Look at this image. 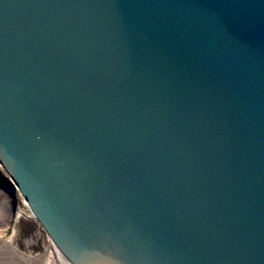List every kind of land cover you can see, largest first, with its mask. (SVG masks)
<instances>
[{
    "label": "water",
    "instance_id": "1",
    "mask_svg": "<svg viewBox=\"0 0 264 264\" xmlns=\"http://www.w3.org/2000/svg\"><path fill=\"white\" fill-rule=\"evenodd\" d=\"M0 163L74 264H264V0H0Z\"/></svg>",
    "mask_w": 264,
    "mask_h": 264
},
{
    "label": "rangeland",
    "instance_id": "2",
    "mask_svg": "<svg viewBox=\"0 0 264 264\" xmlns=\"http://www.w3.org/2000/svg\"><path fill=\"white\" fill-rule=\"evenodd\" d=\"M0 176L6 180L4 181L7 184L12 185L9 179L10 176L1 164ZM15 201L16 204H14ZM20 209L27 211L22 196L17 193V196L13 197L0 186V233L6 234L8 229L9 231L11 230L7 236H13V243L25 251L36 252L43 250L50 236L37 219L29 215V211L18 216ZM49 256L50 251L47 253V260L45 259L47 262L45 264H50L49 258L51 257Z\"/></svg>",
    "mask_w": 264,
    "mask_h": 264
},
{
    "label": "bare ground",
    "instance_id": "3",
    "mask_svg": "<svg viewBox=\"0 0 264 264\" xmlns=\"http://www.w3.org/2000/svg\"><path fill=\"white\" fill-rule=\"evenodd\" d=\"M14 187L17 190V193L22 196L23 202L25 206L27 207V211L24 210H19L18 211V216L21 214H24L25 212L29 211V215L32 214L31 209H29V203L28 201L23 197L21 190L14 185ZM32 216V215H31ZM13 236H1L0 235V264H20V263H15L16 260H10L8 259V255L11 251L13 250V246L11 245ZM50 264H73L64 254L63 252L58 248L57 245H53L52 249L50 250ZM23 264V263H21Z\"/></svg>",
    "mask_w": 264,
    "mask_h": 264
}]
</instances>
